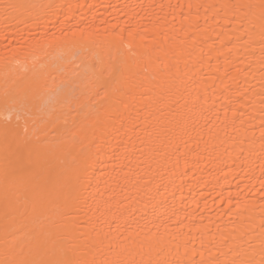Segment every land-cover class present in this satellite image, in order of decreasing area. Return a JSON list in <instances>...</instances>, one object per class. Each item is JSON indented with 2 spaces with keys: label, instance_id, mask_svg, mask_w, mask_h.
<instances>
[{
  "label": "bare ground",
  "instance_id": "6f19581e",
  "mask_svg": "<svg viewBox=\"0 0 264 264\" xmlns=\"http://www.w3.org/2000/svg\"><path fill=\"white\" fill-rule=\"evenodd\" d=\"M0 264H264V0H0Z\"/></svg>",
  "mask_w": 264,
  "mask_h": 264
}]
</instances>
